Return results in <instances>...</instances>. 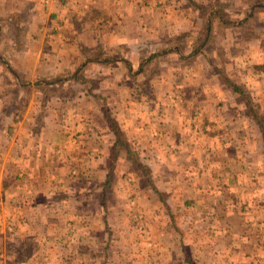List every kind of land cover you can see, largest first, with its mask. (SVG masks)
<instances>
[{
	"label": "crops",
	"instance_id": "crops-1",
	"mask_svg": "<svg viewBox=\"0 0 264 264\" xmlns=\"http://www.w3.org/2000/svg\"><path fill=\"white\" fill-rule=\"evenodd\" d=\"M215 2L0 0V264H264V34L193 55ZM79 69L74 95L39 87ZM182 225L214 237L166 253L154 229Z\"/></svg>",
	"mask_w": 264,
	"mask_h": 264
},
{
	"label": "trees",
	"instance_id": "trees-1",
	"mask_svg": "<svg viewBox=\"0 0 264 264\" xmlns=\"http://www.w3.org/2000/svg\"><path fill=\"white\" fill-rule=\"evenodd\" d=\"M248 2L249 7L246 14L243 12L242 9H239L234 5L227 4V6H225V3H220L219 0H216V2L212 5L199 7L200 13L204 17L208 16V18L206 20L207 22H205V24L203 25L204 27L201 30L202 36L199 39L197 45H195V48L193 49V55L205 53L204 50L215 40L212 38L214 36V32L217 33V36L220 34L216 31V26H218L220 30L224 28H233L238 26L242 29L243 34L245 35L248 41L259 39L260 34H264V30H257L256 28H254V26L257 23L259 24L258 16L260 13L264 12V0H248ZM192 3L194 4V2ZM195 6L197 5L195 4ZM229 15L237 16L240 19L235 22V20L231 19ZM258 31L260 32V34L258 33ZM177 44H179V46H182V43L179 39H177ZM164 54H166V50H161L160 52L152 55L151 57L155 58ZM79 72H81V69L76 72L77 76H72L73 78L57 76L58 78L41 79L39 87L41 89L47 86L61 88L66 83L74 80L75 82L79 83L78 87L70 88L67 92L68 95H74L79 92L80 88L82 89V87L87 84V80H85L81 76H78ZM237 92L243 93L242 91L238 90ZM141 168H143V171L146 174V169L144 167Z\"/></svg>",
	"mask_w": 264,
	"mask_h": 264
},
{
	"label": "rangeland",
	"instance_id": "rangeland-1",
	"mask_svg": "<svg viewBox=\"0 0 264 264\" xmlns=\"http://www.w3.org/2000/svg\"><path fill=\"white\" fill-rule=\"evenodd\" d=\"M261 19L262 18H260V21H261ZM260 21H258L259 22V24L257 23L255 26H254V28H256L257 30H260V29H263L264 30V22H260ZM220 37H221V39H220ZM219 38H218V40L217 39H215L210 45H209V59H211L213 62L214 61H217V62H219V64H218V68H225V66H226V64H225V62H224V59H225V56H223L222 54H218V56H217V54H214L213 53V51L216 53V51L217 50H221L222 49V46H223V48L226 46V45H229L228 44V42H226L225 41V39H223V37H222V35L220 36ZM250 43V42H249ZM206 57H208V54H207V56ZM219 57V58H218ZM201 60V59H200ZM203 60V59H202ZM208 60V59H207ZM210 61V60H209ZM208 64L210 65V67H212L211 66V62H208ZM228 65H230V64H228ZM227 65V66H228ZM260 69L259 68H257V67H253V68H251V70H250V73H253V74H255L256 75V73L259 71ZM74 75V73L73 72H69L67 75H65V77H68V76H70V77H72ZM201 75V74H200ZM250 77H252V78H255V76H253V75H250ZM207 78L205 77L204 78V80H206ZM211 84H212V81H210L209 79H207ZM211 80H213V78H211ZM241 80H240V78L239 77H234V79H233V82H237L238 84H239V82H240ZM249 81H252V82H250L249 84H250V86H249V89H248V87H247V90H248V95L250 96V95H252L253 94V100H254V98H255V100H256V97H255V87H256V85H253L254 83H255V81H253L251 78H248V81L247 82H249ZM205 84V87H207L206 86V83H204ZM210 84V85H211ZM202 86V85H201ZM68 88V87H67ZM251 88V89H250ZM68 89H70V87L68 88ZM213 90H215V89H213ZM224 90V92H226L227 91V89H223ZM57 92H59V93H62L61 91H57ZM206 92V91H205ZM206 93H208L209 94V92H206ZM254 100V102H253V105L255 106V107H251V108H255L256 110L258 109H261V108H259V106L257 107V105L256 104H258V103H256V101ZM259 105V104H258ZM243 108V107H242ZM250 109V108H249ZM251 110V109H250ZM254 110V109H253ZM214 137H215V140H217V139H219V140H221V139H224L225 137H227L226 136V133L225 134H223V131H221V133L220 134H218V135H213ZM222 141V140H221ZM220 141V142H221ZM205 144V143H204ZM221 144V143H220ZM199 152L201 153V154H204L205 156H207L208 158H212V155L211 156H208V154H206L205 152H206V148H200L199 149ZM215 154H213V158H214V155L216 156V158H223V156H225V154H224V151L223 150H216L215 149V152H214ZM254 154H255V151H249V156H251L250 158H252V159H255V158H257V156H254ZM263 156V155H262ZM261 156L260 155H258V159L260 158ZM263 158H264V156H263ZM137 169H138V171L140 172V173H142V171H143V168H139V167H137ZM144 172V171H143ZM145 173V172H144ZM119 174L120 175H123V176H126V174H127V171H126V168L125 169H123V170H119ZM143 174V173H142ZM148 174V173H147ZM263 174H264V172H263ZM117 185H119V186H121L120 187V189L122 190H124V188H125V190L127 189L126 188V185H124V182H122V183H120V184H117ZM147 185V184H146ZM113 187V185L111 186V188ZM146 189H149V190H151V191H153L156 195H157V192H155V191H159V189L158 188H156L155 187V189L153 188H151L150 189V186H148V188H146ZM139 206L141 207V205L139 204ZM161 207L163 208V209H166V205H165V202L164 201H161ZM259 217H261V218H264V212H262V213H260L259 214ZM140 219V222L141 223H143V220H144V217H140L139 218ZM139 222V223H140ZM184 225H182V227H174V228H172L171 229V226H170V230H169V232H164V231H162L161 229H160V227L159 226H156V228L154 229V231H153V237H155V238H161L162 240H163V242L164 243H166L167 245H170L168 248H164L163 250H166V253H169V251L170 250H172V248H174V250L176 249L177 250V254L179 255V252L181 253V249H183V247H181L180 246V239H181V242H183V243H186L188 240H190V239H193V238H197V240L198 241H200V242H204V241H207L208 242V240H212L213 239V235L211 234V232H207L208 234H206V232L204 233V234H201V233H199L198 232V234H197V232H195V234L193 235V238H191V236L190 235H188L187 233H189V231L186 229V227H185V229H184V227H183ZM140 228L142 227V225H140L139 226ZM134 230H135V232H136V235H140V236H142L143 234L142 233H140V230H142V229H137V226L134 228ZM261 232V231H260ZM140 233V234H139ZM197 234V235H196ZM257 235H259V234H257V233H255V232H253L252 233V236L253 237H255L256 238V236ZM262 237H264V230L262 231ZM147 238V237H146ZM237 238H239L238 236L237 237H234V240H236ZM208 239V240H207ZM194 240V239H193ZM254 240H256V239H254ZM174 241V242H173ZM177 241V242H176ZM176 242V243H175ZM173 243H174V245H176L177 246V248H175L174 246H173ZM239 243V242H238ZM209 244V243H208ZM212 244V241H210V245ZM200 245V244H199ZM185 253H189V254H191V255H194V252H195V250H193V252H188V250H183ZM203 250L202 249H200L198 252H197V256H199V255H201V252H202ZM196 253V252H195ZM187 255V254H186ZM207 255V254H206ZM238 255H239V253H238ZM240 255H242V253L240 254ZM252 255H254V258L256 259V260H259L257 257L258 256H260V255H264V248L263 247H258V248H256V247H253L252 248V253H251V256ZM237 259H239V260H242V257H239V258H237ZM215 264H220V262L219 261H217V262H215V261H213ZM243 264H247V263H243ZM252 264H256L255 262L254 263H252Z\"/></svg>",
	"mask_w": 264,
	"mask_h": 264
}]
</instances>
